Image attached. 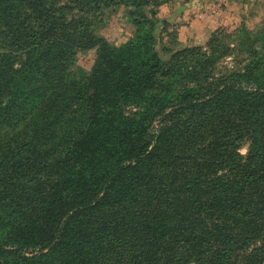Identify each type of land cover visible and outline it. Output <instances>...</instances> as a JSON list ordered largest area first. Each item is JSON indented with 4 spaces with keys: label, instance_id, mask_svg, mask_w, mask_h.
<instances>
[{
    "label": "trees",
    "instance_id": "trees-1",
    "mask_svg": "<svg viewBox=\"0 0 264 264\" xmlns=\"http://www.w3.org/2000/svg\"><path fill=\"white\" fill-rule=\"evenodd\" d=\"M162 1L0 0V264H264V21L165 59Z\"/></svg>",
    "mask_w": 264,
    "mask_h": 264
},
{
    "label": "rangeland",
    "instance_id": "rangeland-1",
    "mask_svg": "<svg viewBox=\"0 0 264 264\" xmlns=\"http://www.w3.org/2000/svg\"><path fill=\"white\" fill-rule=\"evenodd\" d=\"M230 1L231 0H163L162 2H159V4L154 7L155 10H157L160 20L159 28H161V30L164 27L167 28V31H165L162 35V40L158 41V49L161 56L165 59H168L172 52L181 49L184 46H192L180 44L178 41V32L176 28L178 22H176V20L178 19V13L183 12L181 8H189L187 11L189 12L187 16L190 20H202L209 18L210 16H215L217 20H220V25L218 26L219 28H217L215 31L218 29L225 30H221V34L223 35L222 41L216 42L215 47H224V44L229 43L230 47L234 48L238 43L236 42V37L243 23L246 24L247 29L252 31V33L263 28L264 3L262 0H246L247 8H245V12L242 14L243 18L239 20L240 22L238 21V23H233V21H231V23L227 22L229 7L231 4ZM179 10L180 12H178ZM106 17L109 21L103 32H105V36L115 47L120 46L134 34L136 30V25L133 21L134 15L128 7L119 6L114 10L106 12ZM208 40L205 43L197 45H201L206 49L207 52L213 53L210 46L207 45ZM222 52L223 49L219 48L218 52L216 53L218 56H221L217 64L218 69L233 67V56L235 55L230 54L224 56L221 55ZM96 57V49L80 51L77 54L76 69L82 77H86L90 74ZM247 148L248 145H245L242 148V152L244 154L247 152Z\"/></svg>",
    "mask_w": 264,
    "mask_h": 264
},
{
    "label": "crops",
    "instance_id": "crops-1",
    "mask_svg": "<svg viewBox=\"0 0 264 264\" xmlns=\"http://www.w3.org/2000/svg\"><path fill=\"white\" fill-rule=\"evenodd\" d=\"M262 2L264 3V0ZM230 3L227 22L231 23L233 21V23H238L243 18L242 14L245 12V8H247L246 0H231ZM181 10L183 12L178 13V19L176 20L178 22L176 28L180 44L197 45L205 43L211 34L219 28L220 20H217L215 16H210L202 20H190L187 16L189 8H181Z\"/></svg>",
    "mask_w": 264,
    "mask_h": 264
}]
</instances>
